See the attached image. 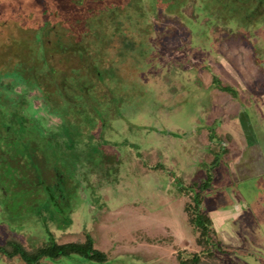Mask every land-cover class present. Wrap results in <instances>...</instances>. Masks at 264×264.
<instances>
[{
	"label": "rangeland",
	"instance_id": "rangeland-1",
	"mask_svg": "<svg viewBox=\"0 0 264 264\" xmlns=\"http://www.w3.org/2000/svg\"><path fill=\"white\" fill-rule=\"evenodd\" d=\"M0 148V246L107 255L40 264H264V0H0Z\"/></svg>",
	"mask_w": 264,
	"mask_h": 264
},
{
	"label": "trees",
	"instance_id": "trees-1",
	"mask_svg": "<svg viewBox=\"0 0 264 264\" xmlns=\"http://www.w3.org/2000/svg\"><path fill=\"white\" fill-rule=\"evenodd\" d=\"M213 86L225 93L236 94V91L228 86L223 85L222 82L214 74L211 77ZM214 135H211L209 138H214ZM216 138V137H215ZM222 140V139H220ZM8 143V142H7ZM19 148L18 150L22 153L26 152L28 159L33 161V156L31 151H35V147L31 142H17ZM21 146V148H20ZM0 152L2 149L0 148ZM43 160V159H42ZM220 160L219 154H214L213 160L210 163L209 170L213 171L218 166ZM42 168L44 166L41 165ZM39 170V174L45 175L47 169L44 168V171ZM47 175V173H46ZM45 175V176H46ZM47 177V176H46ZM45 178V177H44ZM212 176L207 173L205 180L198 185V190L192 195V204L185 205L184 212L186 214V219L188 223L193 226L198 231V238L196 240L197 244L203 246H212V223L211 219L204 212L202 208V192L207 190L210 187ZM211 244V245H210ZM0 254L11 259L14 257L19 258L24 264H40L42 260H52L56 261L62 257L67 256H79L81 258L94 261V262H104L107 259V255L97 250L94 247L93 239L90 235L85 234V240L83 242H72L65 244H58L55 241L48 242L47 245L37 247L34 250H26L19 242L14 239L7 240L4 245L0 246ZM199 262V256L193 255L191 259L187 261H179V264H196Z\"/></svg>",
	"mask_w": 264,
	"mask_h": 264
},
{
	"label": "flooded vegetation",
	"instance_id": "flooded-vegetation-1",
	"mask_svg": "<svg viewBox=\"0 0 264 264\" xmlns=\"http://www.w3.org/2000/svg\"><path fill=\"white\" fill-rule=\"evenodd\" d=\"M44 167L47 169L46 165Z\"/></svg>",
	"mask_w": 264,
	"mask_h": 264
}]
</instances>
